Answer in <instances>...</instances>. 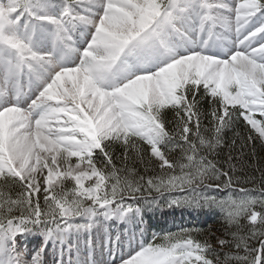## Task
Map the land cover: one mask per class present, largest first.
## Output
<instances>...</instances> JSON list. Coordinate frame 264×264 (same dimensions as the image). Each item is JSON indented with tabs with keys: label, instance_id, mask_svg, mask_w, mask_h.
<instances>
[{
	"label": "snow or ice",
	"instance_id": "6c2138e0",
	"mask_svg": "<svg viewBox=\"0 0 264 264\" xmlns=\"http://www.w3.org/2000/svg\"><path fill=\"white\" fill-rule=\"evenodd\" d=\"M0 264H264V0H0Z\"/></svg>",
	"mask_w": 264,
	"mask_h": 264
},
{
	"label": "trees",
	"instance_id": "16d2710c",
	"mask_svg": "<svg viewBox=\"0 0 264 264\" xmlns=\"http://www.w3.org/2000/svg\"><path fill=\"white\" fill-rule=\"evenodd\" d=\"M259 118V117H257ZM230 135V134H229ZM181 225L186 227H199L204 230H215L219 227V213H201L197 215L195 212H186L184 215L177 214L174 218L169 217L167 223L161 222L160 226H157L155 231L162 230H176L175 226ZM38 243V241H33V246Z\"/></svg>",
	"mask_w": 264,
	"mask_h": 264
}]
</instances>
